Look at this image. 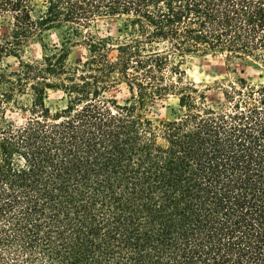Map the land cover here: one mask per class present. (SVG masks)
<instances>
[{
    "label": "trees",
    "instance_id": "trees-1",
    "mask_svg": "<svg viewBox=\"0 0 264 264\" xmlns=\"http://www.w3.org/2000/svg\"><path fill=\"white\" fill-rule=\"evenodd\" d=\"M44 1L35 18L0 0V54L19 59L0 66V264H264V72L234 70L210 101L187 71L215 51L264 68V0ZM106 19L125 34L98 33ZM54 29L60 47L24 58ZM170 97L172 119L148 117Z\"/></svg>",
    "mask_w": 264,
    "mask_h": 264
},
{
    "label": "rangeland",
    "instance_id": "rangeland-1",
    "mask_svg": "<svg viewBox=\"0 0 264 264\" xmlns=\"http://www.w3.org/2000/svg\"><path fill=\"white\" fill-rule=\"evenodd\" d=\"M44 0H33V16L39 17L46 9ZM122 27V21L118 19H106L99 21L96 31L101 35L110 34L113 37H121L125 32H120ZM9 25L4 19L0 20V38L4 37L8 32ZM63 31L54 29L45 32L43 37H36L29 43L23 46L22 55L24 58L41 59L42 55L47 52L44 45L47 43L50 49L59 47L62 43ZM88 53L86 46L83 43L72 47L70 55V63L74 64L79 59H83L84 55ZM0 66L9 71L17 70L19 67V59L14 55L7 53L0 54ZM244 70V76L253 80H259L260 73L264 72V68L254 61H247L243 59H236L234 61H228L226 55L220 51H215L206 55H190L187 63V71L189 77L194 79L196 83L208 85L210 101H214L221 97V91L218 89L219 83L224 79L234 76L233 71ZM205 87V86H204ZM110 95L118 98L120 102L130 97V93L125 85H120L110 91ZM21 99L28 103L31 99L30 95L22 96ZM166 107H162L161 101H158L156 105H150L147 108L148 117L155 121L172 119L173 108H177V99L170 97L168 100H164ZM47 104L52 108L64 107L67 104L66 95L62 91L51 90L49 91V98ZM14 117L21 118L22 114H16ZM27 117V115L25 116Z\"/></svg>",
    "mask_w": 264,
    "mask_h": 264
}]
</instances>
